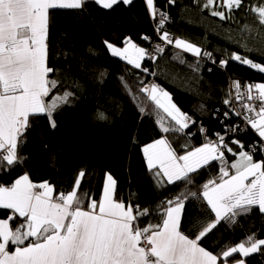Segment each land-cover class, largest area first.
Returning <instances> with one entry per match:
<instances>
[{"label": "snow or ice", "instance_id": "1", "mask_svg": "<svg viewBox=\"0 0 264 264\" xmlns=\"http://www.w3.org/2000/svg\"><path fill=\"white\" fill-rule=\"evenodd\" d=\"M88 0H0V172H11L28 161L22 154L32 120L46 116L52 129L57 127L55 115L71 103L73 93H50L58 82L50 79L54 69L49 67L48 32L51 12L54 10H79ZM104 9H112L118 3L129 5L133 0H94ZM150 18L155 21V32L162 43L152 51L138 46L130 37L118 47L104 41L114 57L131 65L133 69L149 73L144 61H156L165 52L164 44L174 46L195 57L212 59V53L185 39L175 37L165 29L171 20L167 8L175 6L176 0H167L163 8L156 0H145ZM200 11H208L220 21L234 20V12L243 10L254 14V25H243L248 35L236 40L249 52L264 54V0L246 7V0H193ZM150 40L151 37L142 36ZM232 39V37H229ZM260 40L258 49L248 41ZM228 59H221V67L229 59L264 73V64L232 52ZM180 59L179 56L175 57ZM214 64L215 60L212 61ZM180 63H184L180 59ZM194 67L199 68V61ZM211 71V69H209ZM132 73L129 72V75ZM155 76L156 73H149ZM104 73H101L103 78ZM124 89L139 100V112L154 118L162 135L142 149L147 168L161 187L184 185L185 190L165 198L156 210L159 223L141 226L143 218L150 215L131 200L117 197V182L109 173L97 201L90 193L80 191L87 177L85 170L77 174L71 190L56 192L49 182L34 183L27 172L10 186L0 185V264H246L247 257L264 252V238L253 233L234 245H223L219 251L201 246L204 239L222 222L238 223V218L257 210L264 215V83L242 85L234 81L236 101L241 102L237 116L243 119L258 140L245 148V144L233 139L231 144L225 136L217 133L216 139L207 138V130L200 127L205 142L193 146L190 142L173 147L177 138L189 140L190 128L196 126L193 116L183 112L173 102L169 92L156 83H136L137 92L120 77ZM246 101V102H245ZM224 104H231L229 99ZM228 117L229 113H224ZM98 120L107 117L103 112ZM239 127L227 129L235 133ZM45 147L47 145L45 144ZM238 149V150H237ZM229 155L233 159L229 160ZM215 167L216 175L192 191L201 173ZM201 200L208 217L194 223V232L183 231L186 202ZM87 202V203H86ZM15 225V226H13ZM237 256L239 258H237Z\"/></svg>", "mask_w": 264, "mask_h": 264}, {"label": "trees", "instance_id": "2", "mask_svg": "<svg viewBox=\"0 0 264 264\" xmlns=\"http://www.w3.org/2000/svg\"><path fill=\"white\" fill-rule=\"evenodd\" d=\"M166 2L156 0L160 8ZM259 2L246 0V7ZM167 11L171 20L166 23L165 29L175 37L211 52L212 59L195 57L168 45L156 61L142 62L149 68V73H156L153 76L133 69L126 61L114 57L104 41L124 47V39L130 37L138 46L149 51L158 41L156 23L150 18L145 0H134L129 5L121 2L112 9H104L94 0H88L79 10L51 12L48 64L54 69L50 78L58 82V87L47 99L68 91L73 93L71 103L55 115V129L49 126L46 116L32 120L33 127L26 134L27 142L22 149L28 161L10 173L0 172V185L10 186L27 172L34 183L47 181L54 185L55 196L60 191L71 190L76 174L83 169L87 177L82 181L80 191L90 193L98 201L106 174L110 173L117 182L118 198H126L141 209H149L150 215L143 218L141 226L159 223L156 210L165 198H172L185 188L183 184L161 188L148 170L142 149L165 134L160 132L154 118L139 112L140 103L145 101L144 94H139V100H133L122 86L120 77L132 86V94L137 92L138 80L146 84L153 80L171 94L173 102L183 112L197 121L196 126L190 128L193 135L189 140L177 138L173 144L178 150L186 142L193 146L205 142L204 134L199 132L201 126L207 130V138L212 140L217 133H228L227 129L241 124L229 112L228 105L223 103L226 99L230 100L234 81L241 83L242 91L246 90L244 85L264 83V73L240 62L229 59L226 67L219 64L221 59H228L226 54L232 52L264 64V54L256 50L249 52L235 43L241 36L248 35L242 31L243 25H254V14L239 10L234 12V20L220 21L218 17H211L207 10L200 11L193 0H176L175 6H170ZM260 35L264 36V33ZM142 36L151 39L144 40ZM248 43L258 49L260 40ZM177 55L184 63L175 58ZM197 61L199 68L194 70ZM129 72L132 74L129 75ZM101 73H104L103 78ZM226 111L228 117L224 115ZM98 112H103L107 119L98 120ZM233 139L242 141L247 149L249 144L258 140V136L253 130L230 138L227 143L235 149L236 145L231 144ZM228 158L233 159L230 155ZM254 159L262 160L264 154H257ZM215 175L213 167L211 171L200 174L195 187H188L196 191L204 181ZM7 214L0 213V218H6ZM207 217L201 200L186 202L183 231L186 234L194 232V223ZM253 233L257 238H264V215L257 210L238 218L236 224L222 222L201 246L216 252L223 245H234ZM245 259L246 264H264V252Z\"/></svg>", "mask_w": 264, "mask_h": 264}, {"label": "built area", "instance_id": "3", "mask_svg": "<svg viewBox=\"0 0 264 264\" xmlns=\"http://www.w3.org/2000/svg\"><path fill=\"white\" fill-rule=\"evenodd\" d=\"M156 37H157V35H156ZM158 41L157 42H155L154 43V45H153V49L155 48V45L157 44V43H162L159 39H158V37L156 38ZM168 45L167 44H164V47H165V49H166V47H167ZM150 83H156V82H154L153 80L150 82ZM242 91V90H241ZM231 95H230V100L232 101V103L231 104H228V110H229V112L232 114V116L233 117H235L236 119H237V123L239 122V121H241V124H237V126L239 127V129H243L241 132H248V131H252L251 129H250V126L249 125H247L246 124V122L244 121V119H243V115H240V116H237L236 114H235V111H233V109H236V110H240V111H242V109H241V102H239V101H236L235 99H234V97H235V91L234 90H231ZM246 102V101H245ZM236 126V127H237ZM238 132V131H237ZM230 134V133H229ZM229 134L228 133H225V134H222V135H224L225 136V141L227 142V140H228V137H229ZM216 139V138H215ZM215 139H213V140H215Z\"/></svg>", "mask_w": 264, "mask_h": 264}, {"label": "bare ground", "instance_id": "4", "mask_svg": "<svg viewBox=\"0 0 264 264\" xmlns=\"http://www.w3.org/2000/svg\"><path fill=\"white\" fill-rule=\"evenodd\" d=\"M240 133H246V132L238 131V132H235V133H232V134H229V132H228V134H229L228 140H229L230 138H232V137L237 136V135L240 134ZM224 134H225V133H224ZM213 139H215V138H213ZM213 139H212V140H213ZM228 140H227V142H228Z\"/></svg>", "mask_w": 264, "mask_h": 264}, {"label": "rangeland", "instance_id": "5", "mask_svg": "<svg viewBox=\"0 0 264 264\" xmlns=\"http://www.w3.org/2000/svg\"><path fill=\"white\" fill-rule=\"evenodd\" d=\"M47 99V98H46ZM253 131V130H252ZM230 134H232V132H229Z\"/></svg>", "mask_w": 264, "mask_h": 264}, {"label": "crops", "instance_id": "6", "mask_svg": "<svg viewBox=\"0 0 264 264\" xmlns=\"http://www.w3.org/2000/svg\"><path fill=\"white\" fill-rule=\"evenodd\" d=\"M134 1V0H133ZM49 78H50V75H49ZM51 79V78H50ZM54 195V194H53Z\"/></svg>", "mask_w": 264, "mask_h": 264}]
</instances>
